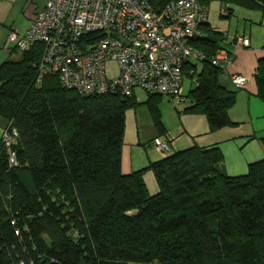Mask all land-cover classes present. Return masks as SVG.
I'll use <instances>...</instances> for the list:
<instances>
[{"label": "trees", "instance_id": "1", "mask_svg": "<svg viewBox=\"0 0 264 264\" xmlns=\"http://www.w3.org/2000/svg\"><path fill=\"white\" fill-rule=\"evenodd\" d=\"M149 1L157 10L170 0ZM199 1L229 6L226 16L232 6L264 11V0ZM201 30L192 44L204 58L184 68L194 85L183 112L203 114L216 131L233 124L236 94L221 85L225 72L212 60L219 50L231 53L223 32L208 22ZM41 52L33 44L0 65V114L17 131L15 165L0 141V264H264V158L228 175L218 147L192 145L122 173L133 92L83 96L56 76L37 83ZM254 77L264 100V58ZM148 94L144 103L164 135V95ZM146 170L157 193L146 187Z\"/></svg>", "mask_w": 264, "mask_h": 264}, {"label": "built area", "instance_id": "2", "mask_svg": "<svg viewBox=\"0 0 264 264\" xmlns=\"http://www.w3.org/2000/svg\"><path fill=\"white\" fill-rule=\"evenodd\" d=\"M208 10L209 5L199 0H170L157 10L149 0H46L23 33H8L7 44L20 51L41 45L37 83L56 76L62 86L83 96L129 95L141 88L183 102L186 63L204 58L192 39L202 36ZM232 39L236 46L249 43L246 37ZM109 62L117 69L112 77L107 73ZM230 62L224 50L212 60L225 73ZM230 78L235 88L246 82L241 74ZM16 137V129L8 122L0 141L7 147L10 165L16 164L10 149ZM152 145L166 154L173 138L159 135Z\"/></svg>", "mask_w": 264, "mask_h": 264}, {"label": "crops", "instance_id": "3", "mask_svg": "<svg viewBox=\"0 0 264 264\" xmlns=\"http://www.w3.org/2000/svg\"><path fill=\"white\" fill-rule=\"evenodd\" d=\"M45 2L46 0H0V65L7 60L21 58L22 51L13 44H7V35L11 30L23 33ZM227 7L229 6L218 1L210 2L208 24L227 36L226 44L231 53V62L227 73L220 78V83L236 94L235 104L228 111L233 124L209 131L203 114L183 112L186 102L182 106L174 105V109L166 110L159 105L164 133L173 138L172 150L161 154L152 145V140L158 136L159 131L147 105L143 100L136 99L138 104L125 111L122 173L144 168L150 162L192 145L218 147L223 155V170L228 175L243 174L249 163L264 158V100L257 95L254 77L258 60L264 58V11L232 6L231 14L226 16ZM239 36L248 38V45H234L232 38ZM108 64L116 69L115 63ZM116 73L117 69L108 75L112 77ZM232 74L246 77L241 88L237 89L233 85L230 78ZM6 125L7 120L0 114V139ZM143 179L150 194L158 192L151 170L145 171Z\"/></svg>", "mask_w": 264, "mask_h": 264}, {"label": "rangeland", "instance_id": "4", "mask_svg": "<svg viewBox=\"0 0 264 264\" xmlns=\"http://www.w3.org/2000/svg\"><path fill=\"white\" fill-rule=\"evenodd\" d=\"M107 70H108V74H113L116 69L112 64H108ZM189 79L190 78L188 76L187 77L185 76L184 81H183V89H184L186 94L189 91L190 86H192V84H190ZM133 94H134L136 99H140L143 101H145L149 96L148 92L142 90L141 88H135L133 90ZM158 105H161V107L165 108V110H166V109H174V105L177 107L182 106L183 102H179L173 98L169 99L168 96L164 95L158 100Z\"/></svg>", "mask_w": 264, "mask_h": 264}]
</instances>
